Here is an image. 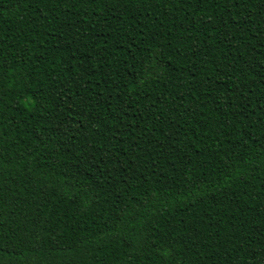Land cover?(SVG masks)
<instances>
[{"label":"trees","instance_id":"1","mask_svg":"<svg viewBox=\"0 0 264 264\" xmlns=\"http://www.w3.org/2000/svg\"><path fill=\"white\" fill-rule=\"evenodd\" d=\"M0 264H264V0H0Z\"/></svg>","mask_w":264,"mask_h":264}]
</instances>
